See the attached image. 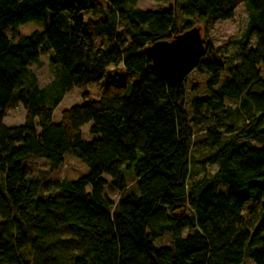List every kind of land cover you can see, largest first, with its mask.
Here are the masks:
<instances>
[{"label":"trees","instance_id":"trees-1","mask_svg":"<svg viewBox=\"0 0 264 264\" xmlns=\"http://www.w3.org/2000/svg\"><path fill=\"white\" fill-rule=\"evenodd\" d=\"M137 1L0 0V27L51 17L44 30L16 42L0 31V264H31L26 248L33 264H244L245 257L264 264V0H173L157 11ZM241 4L249 15L237 40L241 58L221 81L225 66L206 59L214 46L202 38L205 53L194 69L209 76L208 94L194 97L189 113L187 76L178 86L167 83L145 50L192 26L232 19ZM178 15L190 21L178 24ZM42 54L55 67L48 88L28 71ZM111 65L127 76L52 121L64 94L99 82ZM19 103L23 123L7 126L3 118ZM230 115H242L244 125L227 123ZM89 122L99 137L85 141ZM198 132L206 139L194 144ZM203 144L213 149L203 167L217 171L188 185L192 152ZM66 152L89 171L53 182L49 175ZM32 159L49 166L38 179L29 177ZM124 166L133 169L130 183ZM107 183L119 193L114 203L104 194ZM249 201L255 207L245 216ZM167 234L171 243L155 248Z\"/></svg>","mask_w":264,"mask_h":264},{"label":"rangeland","instance_id":"rangeland-1","mask_svg":"<svg viewBox=\"0 0 264 264\" xmlns=\"http://www.w3.org/2000/svg\"><path fill=\"white\" fill-rule=\"evenodd\" d=\"M173 0H168L167 2H154L153 0H138L136 6L143 10H164L168 4L172 3ZM82 15L86 19H91L96 17L94 15L86 14L82 12ZM234 17L232 19H226L223 21L212 22L208 26L207 29L201 24L199 27L201 29L202 38H209L212 41L214 46V52L212 55H209L206 59L214 61V60H222L221 63L225 66L224 70L220 73L221 81H225L228 78V69L232 66H235L236 62L241 58L238 56V52H240V48L238 46L237 40H239L242 34L245 32L247 28V22L249 19V15L245 5H239L234 10ZM178 24H184L187 21L186 18L177 16ZM51 21L50 15L47 13L40 19L27 21L25 24H20L18 26H10L5 25L4 27H0V31L10 38L12 42H16L20 36H26L35 31H42ZM121 29V28H120ZM254 39L251 40L249 47H253ZM233 64V65H231ZM261 74L264 77V65L260 66ZM28 71L35 76L37 79L38 87L48 88L51 84L56 82L55 78V67L52 66L48 54L40 55L38 62L30 64L28 66ZM116 76L126 77L125 69L122 65L113 67L112 65L107 67L104 78L99 82L88 83L83 85V87L75 88L73 92L66 93L62 96L60 103L54 107L52 121L58 123L61 117V113L63 109L69 108L76 104L84 103V101H89L91 99L95 100L98 95L104 90L105 84L109 81L116 78ZM209 79V76L203 74H199L195 69L186 77L185 89L187 94L186 100V109L190 112V101L194 99V97H202L207 95L206 91V81ZM55 89V87H53ZM226 104L235 107V103L226 99ZM8 114L3 118V123L7 126L9 125H19L23 123L25 112L22 103L13 109L8 110ZM234 121L237 128L242 127L244 124V119L242 115L233 116L230 115L227 119V123L229 121ZM91 126V122L86 123L82 129V138L86 141H91L93 139H97L99 135L92 134L89 131ZM221 130H225L227 125H219ZM206 139L205 132H198L195 136L194 144L204 142ZM213 153V149L209 148L208 145H198V147L194 148L192 152V162L190 164L191 175L187 179L188 185L196 184L202 178H211L213 174L217 171L216 165L208 164L203 167V162L207 155ZM64 162L61 167L54 172H51L49 177L53 182L68 179V180H76L78 177L86 175L89 171L88 166H86L77 156L71 154L70 152H66L64 154ZM26 166L28 167L29 177L32 179H38V175L40 171L44 169H48L46 161L43 159H32L26 162ZM122 174L124 175L125 181L127 183L131 182V179L134 176L133 169H128L125 166L122 168ZM109 181V178L106 177ZM215 183V182H213ZM216 185L219 189L223 188L222 191L227 190V186L221 184L220 182H216ZM104 194L107 196L110 202H115L118 199L119 193L108 183L105 185ZM255 204L253 201H249L246 203V206L243 210L245 216H249L248 207L253 206ZM186 232L183 233L185 235ZM69 232H64L61 234L63 237H68ZM172 238L167 234L161 238L156 239L153 244L154 247L167 246L171 243ZM22 255L24 259L28 260L31 264H33L34 255L31 250L26 248ZM244 264H253L250 258L245 257Z\"/></svg>","mask_w":264,"mask_h":264},{"label":"water","instance_id":"water-1","mask_svg":"<svg viewBox=\"0 0 264 264\" xmlns=\"http://www.w3.org/2000/svg\"><path fill=\"white\" fill-rule=\"evenodd\" d=\"M201 29L199 26H192L169 41H158L147 46L145 52L155 71L167 83L174 86L182 84L183 79L203 57L205 50Z\"/></svg>","mask_w":264,"mask_h":264}]
</instances>
